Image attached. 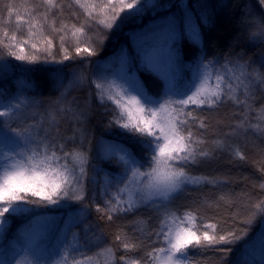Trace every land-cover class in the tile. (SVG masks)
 Listing matches in <instances>:
<instances>
[{
  "label": "snow or ice",
  "instance_id": "snow-or-ice-1",
  "mask_svg": "<svg viewBox=\"0 0 264 264\" xmlns=\"http://www.w3.org/2000/svg\"><path fill=\"white\" fill-rule=\"evenodd\" d=\"M22 6L0 0V48L20 62L0 56V80L20 74L16 92L0 88V264H264V159L253 161L259 182L197 174L226 153L246 161L239 142L253 134L264 144V52L209 58V0ZM256 15L250 41L264 43ZM114 36L124 43L108 59L84 57ZM69 47L78 62L64 63ZM38 72L54 101L37 92ZM74 90L86 104L68 99ZM93 108L109 138L89 127ZM101 222L116 225L111 244Z\"/></svg>",
  "mask_w": 264,
  "mask_h": 264
},
{
  "label": "trees",
  "instance_id": "trees-1",
  "mask_svg": "<svg viewBox=\"0 0 264 264\" xmlns=\"http://www.w3.org/2000/svg\"><path fill=\"white\" fill-rule=\"evenodd\" d=\"M33 0H15V3L18 5V10L22 15H24V7L22 5L31 4ZM214 7V18L212 19L210 27H203V39L205 46L207 48V52L209 58L212 55L218 54L219 56L223 57L225 54H232V55H242L244 60H259L261 53L264 52V43H253L250 41V31H255V28L250 29V24L258 25L259 19L256 14L264 13V5L260 3V0H209ZM251 6L252 18L245 22L242 25V17L245 15V6ZM0 16H3V19L0 20V27L7 26L8 17L6 12L0 13ZM229 22V32L226 34L222 40L219 39L220 33L224 32V26L221 21H228ZM16 17L15 13L11 19L12 25H15ZM71 23V21H70ZM124 43L123 36H114L110 40L105 42V48L99 52V56L88 57L87 53H84V57L89 60H96L98 58L108 59L113 53L115 49L119 47L120 44ZM73 41L71 39L68 40V45H72ZM185 45L188 46V42L185 41ZM57 56L59 57V42L57 38L56 47L54 49ZM69 55L74 58L73 61H65V64L78 62L79 58L76 57V52L73 47H69ZM0 56H4L6 59L10 60L13 64H18L20 62L13 60L11 57H7L6 53L3 48H0ZM39 67V66H37ZM67 71V69H66ZM20 77L19 73H16L15 76H9L3 80H0V88H4L8 91L9 94L16 92L17 85L14 82L16 79ZM33 78L36 80L37 83V92L41 94L42 98L47 102L49 99L55 100L59 93L51 94L50 95V88L44 86V74L43 73H35ZM76 97L81 104L87 103V92L74 90L69 95L68 99H72ZM114 107V105L112 106ZM253 107L256 110H260L262 107L261 99H257ZM102 111V110H100ZM93 113H97L91 116V123L89 127L95 132L96 137L104 136L107 137L103 125L99 122L101 117L98 114V110L93 108ZM256 112H252L251 115L253 117L256 116ZM231 117V112L227 109H221L218 117L222 119L225 123L229 122ZM104 122L106 123L107 120L105 119ZM255 122V121H254ZM63 127V126H62ZM116 131H120L116 129ZM239 148L246 156V161H240L238 159H232L227 153L222 156L219 161L215 162L212 165V168H215V173L211 172V169L208 167L201 168L198 170L197 174H219V175H227L231 177L233 180L236 179L238 175L249 176L255 178L258 182L261 180V174L256 171V167L259 166L257 163L256 165L253 164V161H261L264 159L262 157L260 149L264 148V144H261L260 140L255 138V134L252 135L251 138L247 140H240ZM230 159L232 162L230 163ZM107 167V165H104ZM239 190L241 186L238 182L234 185H231ZM251 188V185H249ZM182 201H178L177 203H181ZM55 215H60V213L55 212ZM92 221L96 220V214L93 213L92 217H90ZM18 225H20L19 221H16L12 224L11 231L14 233L18 231ZM105 241L108 244L112 243V238L115 234V224H107L101 222ZM22 226V225H21ZM141 255L143 253H140ZM241 258V254L237 253L233 255V260H239ZM211 264V262H209Z\"/></svg>",
  "mask_w": 264,
  "mask_h": 264
},
{
  "label": "rangeland",
  "instance_id": "rangeland-1",
  "mask_svg": "<svg viewBox=\"0 0 264 264\" xmlns=\"http://www.w3.org/2000/svg\"><path fill=\"white\" fill-rule=\"evenodd\" d=\"M229 22H230V20L228 19V21H221V23L223 24V26H224V32L223 33H220V35H219V39L220 40H222L223 39V37L226 35V34H228V32H229Z\"/></svg>",
  "mask_w": 264,
  "mask_h": 264
}]
</instances>
